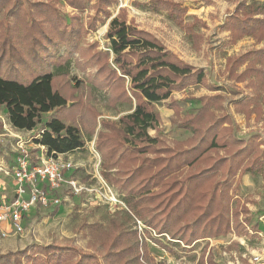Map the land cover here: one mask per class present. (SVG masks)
<instances>
[{
    "label": "trees",
    "instance_id": "obj_1",
    "mask_svg": "<svg viewBox=\"0 0 264 264\" xmlns=\"http://www.w3.org/2000/svg\"><path fill=\"white\" fill-rule=\"evenodd\" d=\"M62 1L71 9L67 16L61 14L58 0H0V107L17 131H32L43 115H49L41 125L42 134L33 140L47 156L81 151L86 139L95 136L99 175L123 196L125 210L115 213L105 230L89 227L90 253L35 244L1 253L0 264H164L150 256L136 220L185 246L230 233L242 235L250 224L249 211L246 202L232 193L245 173L260 175L264 182V149L256 138L242 142L234 137L231 119L217 115L225 110L221 96L215 95L199 97V107L181 120L180 108L169 102L178 128L192 136L168 146L158 135L160 117L154 105L189 86L215 91L203 70L184 63L153 35L127 21L125 10L111 18L110 8L118 0ZM141 7L164 12L199 49L202 35L195 27L204 24L197 18L186 22V8L172 0H147ZM87 11L93 14L83 20ZM109 18L106 49L98 50L96 44L80 48L87 33ZM221 29L227 45L243 38L261 45L227 59L225 68L228 79L244 82L250 91L231 101L234 112L260 119L264 116V0L238 2ZM74 55L78 70L95 69L85 82L65 71ZM87 84L107 95L108 109L125 104L133 109L115 121H98ZM253 231L258 234L256 225ZM151 241L163 247L160 240ZM165 249L174 255L170 246ZM204 258L202 252L196 264H203Z\"/></svg>",
    "mask_w": 264,
    "mask_h": 264
},
{
    "label": "rangeland",
    "instance_id": "obj_2",
    "mask_svg": "<svg viewBox=\"0 0 264 264\" xmlns=\"http://www.w3.org/2000/svg\"><path fill=\"white\" fill-rule=\"evenodd\" d=\"M45 1V0H21ZM59 1V10L63 16H67L71 9L66 7L62 0ZM147 0H118V3L110 8L111 18L115 17L119 9L127 13V21H132L134 25L151 35L184 63L194 68L202 69L208 86L206 87L189 86L182 91L173 92L169 100L154 105V110L159 114L160 124L158 135L165 140L168 146L173 143L183 142L190 139L192 134L189 130L178 128L173 110L168 107L169 102H175L180 108L178 115L181 120L187 114H193L199 107V97H210L220 95L224 112H217V115L225 114L231 119L233 135L242 142L255 137L260 144L259 148L264 149V116L260 119L255 118V114L250 115L249 119L243 114L235 113L232 107L233 100H241L250 94L249 89L245 88V83H235L228 79L226 73V60L235 58L247 51L260 48L251 38H243L236 44L227 45V34L222 31L223 21L232 14L236 4L241 0H172L186 8V22H192L197 18L201 23L197 24L195 30L202 35L199 49L192 46L189 38L171 21L164 12L151 13L142 9L141 4ZM248 3L253 1L262 2L263 0H246ZM86 14L92 15V11H87L82 16L85 20ZM2 11L0 10V19ZM109 18L103 25L97 26L96 30L87 33L80 41V48L96 44L98 50H105L108 43L104 39ZM77 55L73 56L69 66L65 69L70 78L80 82H85L95 69L90 68L80 71L76 68L75 61ZM77 62H79L77 60ZM239 72L242 67L239 68ZM87 87L90 85L87 84ZM91 94L94 98V106L100 116L98 121H115L120 116L129 113L133 106L118 105L116 109H108L107 95L93 89ZM49 115L41 117V124L30 131L26 138L35 137L41 129V125ZM5 110L0 107V135L4 129H8ZM154 133L151 131L150 135ZM34 139H31L32 143ZM95 136L86 139L84 148L68 156L74 164L73 177L82 185L93 189L91 193L82 192L76 196L69 192L63 194V201L59 207L48 209H37L31 211L23 222V233L13 235L9 228H6L9 236L0 235V254L21 250L31 245H57L61 247H71L78 251L90 253L93 250L87 247V241L91 239L89 227L97 226L106 229L112 216L125 210L123 196L114 188L108 186L99 175L100 158L94 149ZM30 151L35 154V150L30 145ZM13 153L9 147L0 146V195L11 194L12 180L11 172L8 170ZM7 171V173H5ZM236 191L232 193L234 198H239L246 202L250 224L245 226L242 235L230 233L218 238H208L199 240L192 246H185L178 240L167 241L162 235L146 227L142 222L135 221L138 235L148 247L150 256L155 262L164 264H196V261L204 252L203 264H253L252 255L259 253L263 249V239L259 235H264V182L260 175L254 177L243 174L234 184ZM262 223V230L257 228L255 234L253 227ZM156 235V237L154 236ZM151 239L160 240L163 247L170 246L174 255H170L165 248H161L152 243ZM178 246H173V244ZM207 256L209 258L206 261ZM99 259V257H97Z\"/></svg>",
    "mask_w": 264,
    "mask_h": 264
},
{
    "label": "built area",
    "instance_id": "obj_3",
    "mask_svg": "<svg viewBox=\"0 0 264 264\" xmlns=\"http://www.w3.org/2000/svg\"><path fill=\"white\" fill-rule=\"evenodd\" d=\"M41 134L42 130H39L35 137L27 139L26 136L22 137L4 129V133L0 135V146L9 147L13 153L8 167L12 180L11 194L0 195L1 237L9 236L6 228L13 235H21L24 219L31 211L59 207L65 192L76 196L84 191L91 193L93 190L73 177L74 164L69 157L59 154L47 156L44 147L30 142ZM30 145L32 149H36L35 154L30 151ZM259 235L263 239V249L252 255L253 264H264V235ZM161 237L172 241L165 234Z\"/></svg>",
    "mask_w": 264,
    "mask_h": 264
},
{
    "label": "crops",
    "instance_id": "obj_4",
    "mask_svg": "<svg viewBox=\"0 0 264 264\" xmlns=\"http://www.w3.org/2000/svg\"><path fill=\"white\" fill-rule=\"evenodd\" d=\"M7 119H8V118H7ZM7 121H8V120H7ZM8 123H9V122H8ZM9 127H10V128H8V130H9L11 133H15V134H17V135H19V136H22V137H24V136H26L27 134L30 133V131H17V130H15V129H13V128L10 126V124H9ZM6 148H7V147H6ZM72 154H73V153H72ZM72 154H64V155H66V156L68 157V156H70V155H72ZM11 158L13 159V156H12ZM11 161H12V160H11ZM257 228L262 230V223H261V224H258Z\"/></svg>",
    "mask_w": 264,
    "mask_h": 264
}]
</instances>
